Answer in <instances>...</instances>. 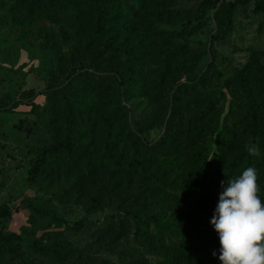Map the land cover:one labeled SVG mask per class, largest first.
I'll return each mask as SVG.
<instances>
[{
	"label": "trees",
	"instance_id": "1",
	"mask_svg": "<svg viewBox=\"0 0 264 264\" xmlns=\"http://www.w3.org/2000/svg\"><path fill=\"white\" fill-rule=\"evenodd\" d=\"M23 1L30 2V10L33 4H38L37 10H45L42 27L56 38L72 40L71 50H91L94 58L107 54L109 72L93 73L92 85L68 78L64 85L50 90L49 114L61 120V136L45 148L51 156L50 166L79 168L81 178L97 182L93 183L90 205L101 203L116 189L123 190L130 198L128 205H119L118 212L111 213L108 222L97 227L100 244L132 237L136 247L125 249L126 255L120 256L130 259L131 264H221L218 234L210 223L223 191L221 181L226 183L227 178L238 177L244 169L254 166L264 200L262 52L253 51L245 65L230 78L242 97L251 95L252 98L247 99L238 121H232V128L221 130L227 145L207 155L205 147L197 146L191 139L189 130L214 116L215 101L201 91L181 99L182 93L193 90L195 85L182 83L173 75L186 68L193 69L201 54L184 57L185 47L170 45L169 41L166 44L160 39L164 33L169 40L180 33L157 29L159 22H169L182 9L168 8V0H68L59 8L62 18L58 21L56 10L47 11L48 0ZM249 3L253 4L254 12L261 15L264 29V0H230L214 15L217 30L210 40L224 39L232 30L236 6ZM212 6L213 0H201L195 9L196 18ZM148 10L149 23L145 30L151 38L147 39L146 35L133 46L119 45L117 34L131 32L132 22ZM65 17L68 20H63ZM147 48L151 51H146ZM147 52L154 54V61L147 59ZM126 79L130 82L127 87ZM176 84L169 101V90ZM141 88L146 89V94L156 100L166 114L164 134L154 145L140 141L128 123H122L127 116L122 101L128 92ZM99 90L106 94H100ZM98 109L102 111L97 116V124L76 123L82 116L93 117ZM130 138H136L137 142L133 140L127 148L126 141ZM249 143L258 147L259 156L249 155L245 148ZM154 150L161 154L154 156ZM39 168L40 165H36L34 171ZM180 178L181 187L176 182ZM183 202L188 204L192 214L180 210ZM27 206L39 216H52L48 209L32 202H27ZM11 215L12 209L0 203V217ZM80 224L75 223V226ZM18 239L16 233L0 231V254L16 257ZM33 245L41 252L48 251L44 245ZM60 248L82 259V263L77 264H111L107 259L84 255L70 243H61Z\"/></svg>",
	"mask_w": 264,
	"mask_h": 264
},
{
	"label": "rangeland",
	"instance_id": "2",
	"mask_svg": "<svg viewBox=\"0 0 264 264\" xmlns=\"http://www.w3.org/2000/svg\"><path fill=\"white\" fill-rule=\"evenodd\" d=\"M200 1L168 0V8L183 11L169 22H159L157 29L180 33L170 40L164 33L166 38L162 34L160 39L166 44L169 41L170 45L185 47L184 57L201 54L193 69L186 68L173 75L182 83L195 85L193 90L182 93L181 99L201 91L215 101L214 116L189 130L197 146L205 147L207 155H211L227 145L221 130L232 128V121H238L247 99L252 98L251 95L242 97L230 78L245 65L253 51H261L264 58V29L261 15L254 12L252 3L238 5L229 34L224 39L211 41V35L217 30L214 15L230 0H213V6L196 18L195 9ZM66 3L68 0H48L46 8L48 12L56 10L59 21L62 18L59 8ZM33 5L30 10L29 1L0 0V203L12 209L11 217H0V231L19 235L17 256L0 254V264L82 263L75 253L61 249V243H70L84 255L104 258L111 264H131L130 259L120 256L126 255L125 249L136 247L132 237L102 245L97 228L108 222L111 213L118 212L119 205H128L130 198L123 190L116 189L101 203L90 205L93 183L97 182L81 178L79 168L50 166L51 156L45 151L50 142L61 136V120L49 114L50 90L61 87L68 78L92 85L93 73L109 72L107 54L94 58L91 50H71L72 40H61L44 30L42 13L45 10H37L38 4ZM149 12L137 16L131 32L117 34L119 45L133 46L146 35L147 39L151 38L145 30ZM147 59L154 61V54L149 53ZM128 84L126 79V87ZM176 87L177 84L169 90V101ZM122 104L127 108L122 123H128L140 141L154 145L164 134L166 114L162 107L144 88L128 92ZM101 111L98 109L93 117L82 116L76 123L97 124ZM133 140L137 142L136 138L126 141L127 148ZM160 154L156 151L154 156ZM36 165H40L38 171H34ZM176 182L182 184V179ZM27 202L48 209L52 216L35 214ZM187 205L181 203L180 210L192 214ZM79 222V227L75 226ZM34 243L44 245L48 251L41 252Z\"/></svg>",
	"mask_w": 264,
	"mask_h": 264
},
{
	"label": "clouds",
	"instance_id": "3",
	"mask_svg": "<svg viewBox=\"0 0 264 264\" xmlns=\"http://www.w3.org/2000/svg\"><path fill=\"white\" fill-rule=\"evenodd\" d=\"M245 148L249 155L260 154L251 143ZM221 187L210 220L218 234L221 264H264V200L257 169L249 166L238 177L221 181Z\"/></svg>",
	"mask_w": 264,
	"mask_h": 264
}]
</instances>
